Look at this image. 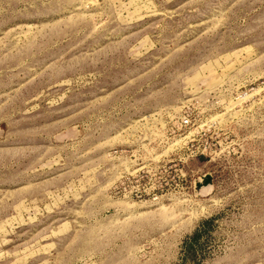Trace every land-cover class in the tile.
Listing matches in <instances>:
<instances>
[{"label": "rangeland", "instance_id": "374dc122", "mask_svg": "<svg viewBox=\"0 0 264 264\" xmlns=\"http://www.w3.org/2000/svg\"><path fill=\"white\" fill-rule=\"evenodd\" d=\"M0 264H264V0H0Z\"/></svg>", "mask_w": 264, "mask_h": 264}, {"label": "built area", "instance_id": "2783aa9c", "mask_svg": "<svg viewBox=\"0 0 264 264\" xmlns=\"http://www.w3.org/2000/svg\"><path fill=\"white\" fill-rule=\"evenodd\" d=\"M181 124L183 125V126H188V124H189V120L188 119H186V118H183L182 120H181Z\"/></svg>", "mask_w": 264, "mask_h": 264}]
</instances>
